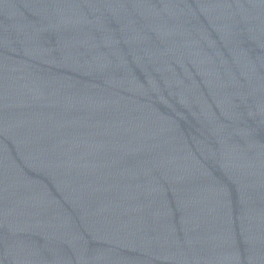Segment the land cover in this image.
Returning a JSON list of instances; mask_svg holds the SVG:
<instances>
[{"label": "water", "instance_id": "1", "mask_svg": "<svg viewBox=\"0 0 264 264\" xmlns=\"http://www.w3.org/2000/svg\"><path fill=\"white\" fill-rule=\"evenodd\" d=\"M0 264H264V0H0Z\"/></svg>", "mask_w": 264, "mask_h": 264}]
</instances>
